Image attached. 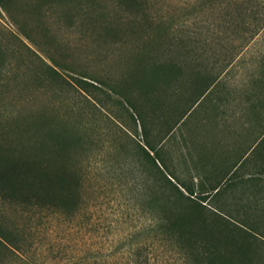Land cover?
Returning <instances> with one entry per match:
<instances>
[{
    "label": "rangeland",
    "instance_id": "374dc122",
    "mask_svg": "<svg viewBox=\"0 0 264 264\" xmlns=\"http://www.w3.org/2000/svg\"><path fill=\"white\" fill-rule=\"evenodd\" d=\"M20 1L38 42L0 4V135L20 151L65 162L81 175V187L64 211L25 208L0 196V232L16 242L0 238V264H145V254L151 264H186L177 249L146 232L157 216L147 208L157 169L145 138L160 155L159 182L169 186L168 174L201 199L206 187L192 178L186 139L212 107L207 90L224 70L228 80L213 93L223 92L222 83L264 79V0H141L136 15L118 0H99L111 18L129 16L110 27L118 36L102 22L86 32L59 7L41 8L37 27L35 0ZM70 12L76 17L77 10ZM253 104L254 123L245 131L262 139L250 160L264 157V92ZM258 168L247 164L243 186L225 182L224 196L204 202L241 218L254 203L264 234Z\"/></svg>",
    "mask_w": 264,
    "mask_h": 264
},
{
    "label": "trees",
    "instance_id": "16d2710c",
    "mask_svg": "<svg viewBox=\"0 0 264 264\" xmlns=\"http://www.w3.org/2000/svg\"><path fill=\"white\" fill-rule=\"evenodd\" d=\"M118 2L128 13H141V0ZM0 4L18 24L21 32L38 42L31 33L32 27L21 1L0 0ZM32 5L38 12L37 27L45 17L40 13L45 6L52 10L59 7L58 13L70 14L69 19L76 18L74 22L79 20L86 32L102 22L106 23V30L114 36H118V33L112 29L113 25L116 22L121 24V19L128 16L123 14L111 18L99 0H35ZM73 10H77L76 17L75 12H70ZM49 57L55 61L53 55ZM125 98L134 112L143 117L138 103L127 96ZM145 135H148L146 125ZM55 141L59 148L65 145V141L59 137ZM144 148L157 172H163L158 162L160 155L157 146L148 136ZM157 172L147 199V208L157 215L146 230L150 236L154 233L160 241L177 249L186 264H264V234L258 231L257 205L247 203L244 217H235L208 206L204 201L210 198L209 194L197 199L192 196L195 190L190 186L186 187L190 193L187 194L168 174L165 176L170 185L160 183ZM80 187L81 175L65 162L60 159L51 161L45 154L20 151L0 135V196L4 200L25 208L64 211L77 202ZM220 191L221 188L217 193ZM9 234L1 230L0 238L9 245H15ZM145 264H151L146 254Z\"/></svg>",
    "mask_w": 264,
    "mask_h": 264
},
{
    "label": "crops",
    "instance_id": "0c3cea01",
    "mask_svg": "<svg viewBox=\"0 0 264 264\" xmlns=\"http://www.w3.org/2000/svg\"><path fill=\"white\" fill-rule=\"evenodd\" d=\"M241 55L242 53L239 56ZM228 70L229 68L224 70L221 76L211 83L210 91L207 90L208 95L212 94L210 100L212 107L208 105L204 109L205 116L200 119L196 128L190 131L187 141L185 140L186 135L182 136L184 141L188 142L190 149L188 161L192 178L195 181L204 182L206 189L203 192L210 194V198L225 195L224 193H217L225 182H232V185L237 188L243 186L247 164L253 166L257 164L259 171L262 170L261 165L264 164L262 156L253 155L252 160L249 156L262 137H256L253 132H250V135L245 131V129H252L255 107L253 101L259 93L264 92V79H256L257 81L254 83L248 84L222 83L221 91L223 92L213 93L212 89L219 81L228 80V77H224ZM224 85L228 87L227 92L223 90ZM234 91L237 92V95H230V92ZM207 118H209V122L212 121L213 123V134L211 130L209 131L211 123H207ZM205 124L206 126H204ZM183 154H181L180 163L185 162ZM204 156L206 157L205 161ZM248 156L249 158H247ZM256 158L259 159L256 161ZM195 193H198L197 190Z\"/></svg>",
    "mask_w": 264,
    "mask_h": 264
}]
</instances>
